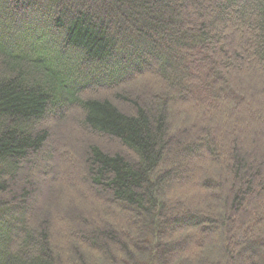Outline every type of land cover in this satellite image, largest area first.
<instances>
[{
	"label": "trees",
	"instance_id": "trees-1",
	"mask_svg": "<svg viewBox=\"0 0 264 264\" xmlns=\"http://www.w3.org/2000/svg\"><path fill=\"white\" fill-rule=\"evenodd\" d=\"M260 125L264 0H0V264H264Z\"/></svg>",
	"mask_w": 264,
	"mask_h": 264
},
{
	"label": "rangeland",
	"instance_id": "rangeland-1",
	"mask_svg": "<svg viewBox=\"0 0 264 264\" xmlns=\"http://www.w3.org/2000/svg\"><path fill=\"white\" fill-rule=\"evenodd\" d=\"M255 86L259 87L258 83H255ZM260 98H262V97H260ZM248 120H249V118H248ZM260 126L262 127L261 129L263 130L264 125H260ZM227 129L230 130V133H231V136L232 137H236V136L238 137V135L240 136V134H241V137L244 136L243 134H244L245 131H242L243 130L242 127L240 128V127L236 126V123H234V122L229 127H227ZM248 130L246 131V133H248L250 131H254L253 128L250 129V131H248ZM262 140H264V132H263ZM112 146H114V144ZM188 149L189 148H186V149H183V150H179L180 154H182V155L181 156H178L177 155L178 157H181L183 159V162L181 164V166L183 165L182 166V172H183V174H182L183 177L182 178H185V177L189 176V174H190L189 171L185 170V168L188 169L189 162L191 164V160L184 159V157L187 158L186 155H187ZM244 150L247 151V153H248L252 149L250 147H247L246 146V148H244ZM261 151H264V147H263V149L261 147ZM256 159L257 158L255 157V160ZM30 160H32V166H33V169H34V174H32V179L33 180L37 181L39 179L40 175H41V176L45 177L47 180H49L51 178L49 181H51L53 179H55L56 181L57 180H61L60 182H62V180L64 181V176L62 177V174H60V171L56 170V167H52V166L45 167L43 165L45 163V162H43V160H44V155L43 154H40L39 156H37V157H35L33 159H30ZM187 161H189V162H187ZM198 168H199L198 169V172L196 171L197 174H195V176L193 177L192 180L194 182H196V183H199V186L201 187L202 186V183L200 181V173H202V169L199 166H198ZM44 170H47V173L44 172ZM179 180H180V177L174 175L173 180H170L168 182L167 186H169V187L171 186L172 188L174 186H178V188H180L181 187L180 184L182 183V181L180 182ZM55 182H54V184H56V185H54L55 188H56L55 192L56 191L58 192V191H60L59 184H57ZM230 184L231 183H229L227 181V183L225 184V186H223L221 189H215L214 190L216 199L218 201H220L221 203L223 202L222 201V198H223V196H225V194L227 193V191L232 190L231 189L232 186ZM236 185L239 186L238 182H237ZM75 188H76V190L78 192H81V193L83 192L82 191L83 188L81 186H75ZM179 191H180L179 193H180L181 196H188V195L191 196V195H193L192 192L188 194L189 191H188L187 188H184V189L180 188ZM84 192H85V190H84ZM62 195H61V197H62ZM84 195L86 196L85 193L83 194V196ZM61 197H59V195H58L57 197H54V198L52 197L51 199H49L50 201L47 200V204L46 205L49 206V207H51V209H52L51 210V213H50L51 217H54V214L57 211H60V209L62 208V205H63V207L66 206V205L63 204V202L62 203H59L58 202L59 200H61ZM64 197H66V199H69V198H71V195H70V193H66L64 195ZM39 203H40L39 200H33L32 205H33V207H36L37 208V206H39ZM42 203L44 204V202H42ZM244 208H246V207H244ZM244 210H246V209H244ZM109 222L112 223V221H109ZM55 230H56V226H55ZM177 246H178V248H185L186 246H188V244L187 243H182V244H178Z\"/></svg>",
	"mask_w": 264,
	"mask_h": 264
}]
</instances>
